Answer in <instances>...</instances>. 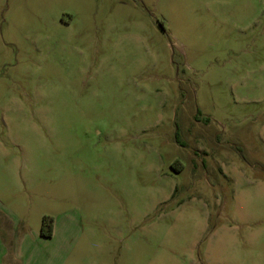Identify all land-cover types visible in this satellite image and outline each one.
<instances>
[{
	"label": "rangeland",
	"instance_id": "obj_1",
	"mask_svg": "<svg viewBox=\"0 0 264 264\" xmlns=\"http://www.w3.org/2000/svg\"><path fill=\"white\" fill-rule=\"evenodd\" d=\"M0 246L264 264V0H0Z\"/></svg>",
	"mask_w": 264,
	"mask_h": 264
},
{
	"label": "trees",
	"instance_id": "obj_2",
	"mask_svg": "<svg viewBox=\"0 0 264 264\" xmlns=\"http://www.w3.org/2000/svg\"><path fill=\"white\" fill-rule=\"evenodd\" d=\"M53 218L50 216H44L43 224L41 228V235L44 237H51L53 235Z\"/></svg>",
	"mask_w": 264,
	"mask_h": 264
},
{
	"label": "crops",
	"instance_id": "obj_3",
	"mask_svg": "<svg viewBox=\"0 0 264 264\" xmlns=\"http://www.w3.org/2000/svg\"><path fill=\"white\" fill-rule=\"evenodd\" d=\"M1 247V246H0ZM0 264H1V258H0ZM12 264H18V261L13 260Z\"/></svg>",
	"mask_w": 264,
	"mask_h": 264
}]
</instances>
